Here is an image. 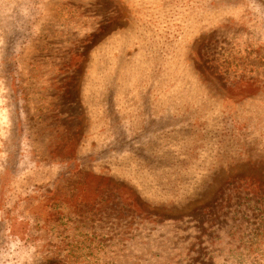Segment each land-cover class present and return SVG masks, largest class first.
<instances>
[{
	"label": "rangeland",
	"instance_id": "rangeland-1",
	"mask_svg": "<svg viewBox=\"0 0 264 264\" xmlns=\"http://www.w3.org/2000/svg\"><path fill=\"white\" fill-rule=\"evenodd\" d=\"M29 1L30 14L23 18L24 12L0 0V83L4 49L12 46L31 89L29 112L37 109L33 129L42 166L28 182L15 181L7 169L0 172V223L8 213L1 208L9 186L18 183L23 196L30 184L41 189L18 200L16 213L27 221L29 234L13 264H264V21L255 15L264 12L259 3L248 0L253 15L233 0H222L236 12L215 13V27L205 32L201 17L190 15L197 5L183 0L170 7L168 0ZM38 8L43 13L31 43L19 53L21 35L13 42V33L30 28ZM178 9H186L188 17L172 14ZM164 10L169 15L162 19ZM112 34L130 51L144 46L169 60L180 42L188 43L193 62L182 60L180 70L150 63L151 73L165 76L161 93L167 82L174 87L167 94L170 102L153 103L140 92L138 107L139 101L123 94L116 104L122 122L103 110L97 94L103 81L96 77L92 85L89 74L84 77L83 53L100 48ZM61 48L79 53L69 57ZM54 83L68 86L66 98L62 90L53 96ZM85 83L91 95L86 96ZM4 93L3 88L1 119ZM135 131H143L145 159L90 161L53 187L49 183L53 162L100 144L96 150L128 146ZM156 164H174L175 171L165 167L163 177L178 178V192L166 181L158 186L151 175Z\"/></svg>",
	"mask_w": 264,
	"mask_h": 264
},
{
	"label": "trees",
	"instance_id": "trees-1",
	"mask_svg": "<svg viewBox=\"0 0 264 264\" xmlns=\"http://www.w3.org/2000/svg\"><path fill=\"white\" fill-rule=\"evenodd\" d=\"M221 1L222 0H183V2L187 4L195 3L197 5V8L190 11V15L191 17H201L198 19H200V22H203L202 26L206 27L204 29L201 25L199 26L204 29L205 32L211 31L215 27V23H217V21L214 20L216 17L215 13L227 14L230 12H236L235 9H231ZM256 1L259 3L258 8H261L264 12V0ZM233 3L243 5L244 10L246 8L249 9L248 5H250V3L248 4V0H233ZM6 4L13 10H16L19 14L24 12L23 18L30 14L31 3L29 0H15V3H12V0H6ZM168 4L169 7L174 6L177 4V0H168ZM252 8L255 10L254 5ZM185 10L186 9H178L172 14L177 18L181 14L187 16ZM254 10L249 9V12L254 15ZM42 13L43 10L39 12L38 8V10L33 12L34 19L30 21V28H26L22 34L16 32L13 33V42L16 41L18 35H21L19 53L23 49L29 47V43H31L33 38L36 19L38 14L41 16ZM207 13H210L211 15H208ZM242 13H245V11ZM166 15L169 14L164 10L161 14L162 19L165 18ZM255 15L264 21V16H262V14L259 15L258 12V14L255 13ZM130 30L132 32H142L144 29L134 28ZM115 36L116 34H112L107 40L105 37L103 38L100 43L101 51L99 55L98 51L100 48L89 45V47L93 46L91 53L87 54V51L83 53V55L87 57L86 67L84 68V77H86L88 73L89 76L87 75V80L90 79L89 82L92 85L95 80H98L96 77L100 78V82L103 81V88H99L97 91V94L100 95V103L105 106L103 107V110L106 111V113L108 110V113L110 114L109 117H117L122 122V120L125 119L124 117H121L124 113L116 104L122 100L120 97H122L123 94L126 96V98H123L125 100L132 99L139 101L138 107H141V100L143 98V95L139 94L140 92L142 94L145 93L150 95L153 99H151L153 103L163 105V103L172 100L168 95L170 94V91L174 90V87L171 86V83L167 82L166 93L163 95L160 91L159 81H164L165 76L163 74L158 75L155 72L151 73L154 63L152 65H150V63L158 61V64L163 63L162 65H166L165 69L180 70L179 66L182 60L187 63L190 61L193 62V59L189 55V46L186 42L179 43L181 44V46H179L180 51L174 59L169 60L156 57L154 54L149 53L144 46L136 47L134 51H130V48L122 45L123 42L120 38ZM4 50L1 67L4 69L5 74L4 78L1 77L2 83H0V93L4 88L5 93L2 102L6 110L3 113L6 115L4 119L0 118V172L7 169L13 174L15 181L26 180L28 182L34 175H36L35 173L37 171L42 170L40 161L37 159V148L35 147L37 135L36 131L33 129V123L36 122L37 118V109L33 110L35 113L29 112V103L31 100L29 94L31 95V89L27 87V83H25L22 74L19 71V54L17 57L12 56V46H9L8 50L7 48ZM6 52L7 56H5ZM78 53V50L61 48L60 54L73 57L78 55ZM173 61H178V63H174ZM67 64L68 63L65 65ZM73 74L74 73L71 72L69 78H71ZM51 75L55 76L59 74L51 73ZM84 81L85 79H82V85ZM50 85L51 93H54L53 96L56 97V95L60 94V90H62V93L66 98L68 86H66V88H60L56 87V83ZM84 85L88 90V92H85V94H87L86 96L91 95L92 89H88L89 83H85ZM132 86L136 88L135 91H132ZM135 92L138 93L134 95ZM68 94H70V91H68ZM80 95L81 94L78 93V98ZM62 117L65 118L66 116L63 115ZM103 130H106V128H103ZM131 136V141H133L132 143L130 142L131 144L128 143V146H123V143H116L117 145L111 150L108 148L106 149L105 145L103 148L96 150L102 145L100 144L90 151L82 154L80 153V155L74 157H69L63 162H53L50 166V172L52 175L49 183L53 187V183L57 184L64 177L71 175V173H77L87 168L90 161H93L94 163H103L105 161H112L116 156L120 159L125 156H132V158L136 160L145 159L146 154L143 149L145 146L141 145V143H143V131H135L131 133ZM112 141L118 142L115 138ZM149 155L152 158L156 156L152 152ZM170 165L174 164H160V166L156 164L159 168L151 167V169L154 170H152L153 172H151V175L157 182L158 186H166V181L169 182L172 191L178 192L182 187L180 180L173 177L167 178L166 180V178L163 177L165 167L172 169ZM150 166L151 165H149V167ZM16 187H18V183L15 186H9L7 188L6 195L4 196V205L1 208L3 214H5V208L8 209V213L0 223V264H13L18 259V256L23 252L25 245L24 237L29 234L27 221L19 218L16 213V209H18L20 205L18 200L21 199V202H23V198L32 195V197H34L37 194V191H41L39 185L33 183L32 185H29L30 190L28 193L23 196L18 190H16ZM197 254L198 253L195 254L196 257Z\"/></svg>",
	"mask_w": 264,
	"mask_h": 264
}]
</instances>
